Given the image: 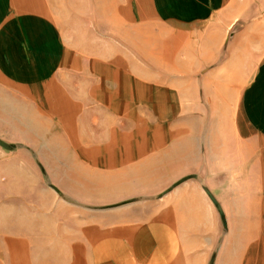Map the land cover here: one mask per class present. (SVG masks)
I'll use <instances>...</instances> for the list:
<instances>
[{"label":"crops","instance_id":"crops-1","mask_svg":"<svg viewBox=\"0 0 264 264\" xmlns=\"http://www.w3.org/2000/svg\"><path fill=\"white\" fill-rule=\"evenodd\" d=\"M142 1L177 26L207 21L226 2ZM259 42L264 50V36ZM79 60L68 63L48 15L26 0H0V119L7 112V127H23L20 114L28 116L33 99L46 105L54 88L63 112L75 116L83 105L95 114L94 151L39 158L47 174L30 154L0 163V264H264V58L230 141L169 136L159 116L176 105L172 88L161 94L153 82L145 93L107 58L89 60L104 65L99 73ZM211 195L228 203L227 233Z\"/></svg>","mask_w":264,"mask_h":264},{"label":"rangeland","instance_id":"rangeland-1","mask_svg":"<svg viewBox=\"0 0 264 264\" xmlns=\"http://www.w3.org/2000/svg\"><path fill=\"white\" fill-rule=\"evenodd\" d=\"M23 1L16 3L22 5ZM26 1L57 24L69 64L78 56L79 62H85L81 67L99 73L104 65L88 64L89 60L107 58L112 62L109 67L122 69L142 83L145 93L153 82L161 94L172 88L176 105L168 113L161 108L159 116L161 122L170 124L169 136L191 132L201 141L206 137L231 140L243 91L264 58L259 42L264 36V0H226L222 10L209 20L184 26L156 20L142 0ZM120 58L122 63L116 64ZM55 91L50 92L46 105L39 98L33 99L28 116L20 114L24 121L21 128L7 127L9 115L5 112V120L0 119V140L6 146L0 144V163L4 160L3 164H8L15 154H30L36 168L47 174L48 162L39 158L94 151L88 137L95 131L91 127L95 114L83 105L75 116L63 112L56 104ZM185 121L190 130L185 129ZM205 147L199 146V152L205 153ZM45 181L52 183L48 176ZM226 204H219L225 233L230 214Z\"/></svg>","mask_w":264,"mask_h":264},{"label":"water","instance_id":"water-1","mask_svg":"<svg viewBox=\"0 0 264 264\" xmlns=\"http://www.w3.org/2000/svg\"><path fill=\"white\" fill-rule=\"evenodd\" d=\"M0 144H2L3 146H6V144L2 140H0ZM211 197H212L213 201L217 204L218 208L220 209V206L217 203V201L215 200V198L212 195H211Z\"/></svg>","mask_w":264,"mask_h":264}]
</instances>
